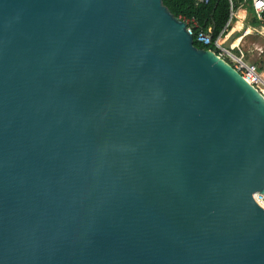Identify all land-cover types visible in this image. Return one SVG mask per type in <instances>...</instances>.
<instances>
[{"label":"water","instance_id":"water-1","mask_svg":"<svg viewBox=\"0 0 264 264\" xmlns=\"http://www.w3.org/2000/svg\"><path fill=\"white\" fill-rule=\"evenodd\" d=\"M257 193L264 99L161 0H0V264H264Z\"/></svg>","mask_w":264,"mask_h":264},{"label":"built area","instance_id":"built-area-1","mask_svg":"<svg viewBox=\"0 0 264 264\" xmlns=\"http://www.w3.org/2000/svg\"><path fill=\"white\" fill-rule=\"evenodd\" d=\"M249 1L250 9L252 12V18L256 25L251 24V22L242 20L247 24L245 30H252L259 32L258 29L264 30V0H240L237 7L234 8L231 0H229L230 5V16L229 20L225 26V28L219 33L216 39H212L211 30L207 31H198L196 34L194 32L193 21H187V31L195 40L196 43L204 46L210 47L207 49L212 52L218 59L225 62L232 69H234L241 78L250 86H252L258 94L264 99V74L259 71V69L255 66V63H250L247 61L246 54L243 49L240 47V43L234 46L232 50H228L222 46L223 39L227 36L228 28L231 22L236 19L239 15V11H241L246 3ZM207 0H196V4H207ZM244 35L240 36V41H242ZM254 198L264 206V193L261 195L257 193L254 195Z\"/></svg>","mask_w":264,"mask_h":264},{"label":"trees","instance_id":"trees-1","mask_svg":"<svg viewBox=\"0 0 264 264\" xmlns=\"http://www.w3.org/2000/svg\"><path fill=\"white\" fill-rule=\"evenodd\" d=\"M161 1L163 6H165L175 18L185 22L194 20L197 23L196 28H194L195 34L198 31H207V29L210 28L213 40L217 38L230 16L229 0H207V4H196V0ZM239 1L240 0H231L234 8L238 5ZM250 22L256 25L254 20ZM193 44L198 49L207 50L210 48L196 43L194 39ZM258 69L260 71V68Z\"/></svg>","mask_w":264,"mask_h":264},{"label":"rangeland","instance_id":"rangeland-1","mask_svg":"<svg viewBox=\"0 0 264 264\" xmlns=\"http://www.w3.org/2000/svg\"><path fill=\"white\" fill-rule=\"evenodd\" d=\"M240 16L245 17L249 22L252 20L249 1L241 10L238 17L240 18ZM233 28L236 29L235 24L233 25ZM246 28H248L247 24L245 25V22H243V29L240 30V35H244V37L240 43V47L245 52L247 61L253 64L255 63V66L260 68V72L264 74V30L258 29L259 32H256L245 30Z\"/></svg>","mask_w":264,"mask_h":264},{"label":"crops","instance_id":"crops-1","mask_svg":"<svg viewBox=\"0 0 264 264\" xmlns=\"http://www.w3.org/2000/svg\"><path fill=\"white\" fill-rule=\"evenodd\" d=\"M239 2H240V1H239ZM239 2H238V4H239ZM237 6H238V5H237ZM237 6H236V7H237ZM240 13H241V11H239L238 15H240ZM251 19L253 20L252 17H251ZM242 20H244V21L247 20V21H248V19H245V17H242V16H240V18L237 17L236 19H234V20L231 22L230 27L228 28L227 34H228V32L230 31V29H235V28H233V25H234V24H235V26H236V23H237L238 21L241 22ZM191 21H193V23H194L195 26H197V23H196L194 20H191ZM248 22H249V21H248ZM226 24H227V23H226ZM225 26H226V25H225ZM225 26H224V28H225ZM224 28H223V29H224ZM208 29H210V28H208ZM208 29H207V30H208ZM223 29H222V30H223ZM241 29H243V27H242ZM241 29H238V30H237V28L235 29L236 31H238V37L241 36V35H240V30H241ZM210 30H211V29H210ZM222 30H221V31H222ZM240 42H241V41H240ZM240 42H239V43H240Z\"/></svg>","mask_w":264,"mask_h":264},{"label":"bare ground","instance_id":"bare-ground-1","mask_svg":"<svg viewBox=\"0 0 264 264\" xmlns=\"http://www.w3.org/2000/svg\"><path fill=\"white\" fill-rule=\"evenodd\" d=\"M237 26H238V28H237ZM243 27V25H242V22H237L236 23V28L237 29H241ZM251 31V30H250ZM240 42V36L237 38V40L235 41V45H237L238 43Z\"/></svg>","mask_w":264,"mask_h":264}]
</instances>
